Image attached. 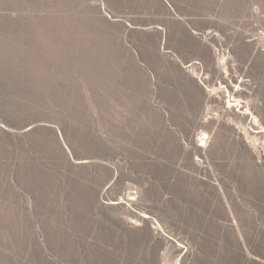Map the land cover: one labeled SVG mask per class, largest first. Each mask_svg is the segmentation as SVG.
<instances>
[{"label":"rangeland","instance_id":"obj_1","mask_svg":"<svg viewBox=\"0 0 264 264\" xmlns=\"http://www.w3.org/2000/svg\"><path fill=\"white\" fill-rule=\"evenodd\" d=\"M0 264H264V0H0Z\"/></svg>","mask_w":264,"mask_h":264},{"label":"bare ground","instance_id":"obj_2","mask_svg":"<svg viewBox=\"0 0 264 264\" xmlns=\"http://www.w3.org/2000/svg\"><path fill=\"white\" fill-rule=\"evenodd\" d=\"M203 135H204V134H203ZM188 140H189V142L193 141V137L190 136V137L188 138ZM197 142H198V143L201 142L200 144H198V146H199V147H202L203 144L206 143V136L204 135L203 137H200V138L196 139V143H197Z\"/></svg>","mask_w":264,"mask_h":264}]
</instances>
